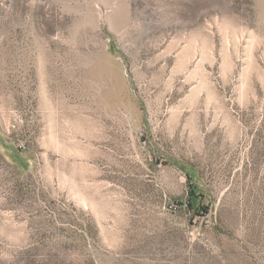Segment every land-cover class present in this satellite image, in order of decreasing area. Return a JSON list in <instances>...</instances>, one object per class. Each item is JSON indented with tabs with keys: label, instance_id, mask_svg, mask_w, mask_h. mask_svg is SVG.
I'll use <instances>...</instances> for the list:
<instances>
[{
	"label": "rangeland",
	"instance_id": "rangeland-1",
	"mask_svg": "<svg viewBox=\"0 0 264 264\" xmlns=\"http://www.w3.org/2000/svg\"><path fill=\"white\" fill-rule=\"evenodd\" d=\"M0 264H264V0H0Z\"/></svg>",
	"mask_w": 264,
	"mask_h": 264
}]
</instances>
